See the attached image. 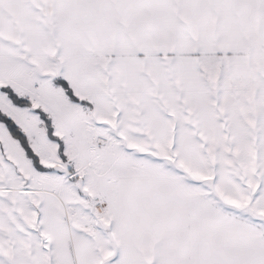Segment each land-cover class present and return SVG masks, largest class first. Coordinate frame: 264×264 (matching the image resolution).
I'll use <instances>...</instances> for the list:
<instances>
[{
    "label": "snow or ice",
    "instance_id": "6c2138e0",
    "mask_svg": "<svg viewBox=\"0 0 264 264\" xmlns=\"http://www.w3.org/2000/svg\"><path fill=\"white\" fill-rule=\"evenodd\" d=\"M0 264H264V0H0Z\"/></svg>",
    "mask_w": 264,
    "mask_h": 264
}]
</instances>
